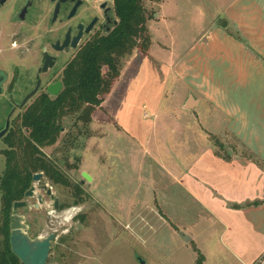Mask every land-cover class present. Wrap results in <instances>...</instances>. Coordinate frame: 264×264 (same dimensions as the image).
I'll use <instances>...</instances> for the list:
<instances>
[{
    "label": "rangeland",
    "instance_id": "374dc122",
    "mask_svg": "<svg viewBox=\"0 0 264 264\" xmlns=\"http://www.w3.org/2000/svg\"><path fill=\"white\" fill-rule=\"evenodd\" d=\"M263 4L264 0L143 1L147 51L134 49L119 60L120 75L88 125L65 116L60 139L42 149L68 185H54L45 175L40 184L64 207L54 211L45 199L43 208H35L33 197L23 200L26 207L15 212L24 219L30 238L55 235L46 264H198L199 259L202 264H241V253H247L248 264H264V243L255 244L244 234L246 239L241 229L233 232L234 238L223 234L224 227L199 210L191 190L176 184V172L170 168L181 162L180 172L189 174L192 156L205 152L211 142L218 150L219 144L236 148L231 135L211 136L223 123H215L206 104L197 116L189 117L179 109V101L189 94L202 99L264 95L261 71L251 77L253 69L249 74L238 46L228 40L237 39L236 26L228 24L225 31L223 25L233 15H261ZM4 31L8 34L0 33V73L5 82L0 129L10 110L11 117L23 112L15 109L34 85L39 67L36 52L29 53L23 40ZM220 40L228 44L224 55L216 48ZM239 73L247 74L248 81L241 84L239 79L236 90ZM69 137H75L74 144H69ZM5 148L1 138L0 178ZM83 172L92 181L87 182ZM236 220L241 222L239 215ZM242 239L245 243L237 247Z\"/></svg>",
    "mask_w": 264,
    "mask_h": 264
},
{
    "label": "crops",
    "instance_id": "0c3cea01",
    "mask_svg": "<svg viewBox=\"0 0 264 264\" xmlns=\"http://www.w3.org/2000/svg\"><path fill=\"white\" fill-rule=\"evenodd\" d=\"M258 13L261 15L252 14L243 18L233 15L223 24L226 25L225 31L229 26H236L238 32L231 30L237 33V39L228 40L233 46H238L242 61L249 66L246 69H253L252 73L249 72L251 77L257 70L264 76V9L261 8ZM260 19L261 22L255 24ZM219 42L222 45L216 43L217 51L224 55L223 50L228 44L222 40ZM205 51L207 52V48ZM244 64L243 70L247 66ZM239 79L241 84L244 81L246 83L248 75L239 73L238 79L235 80L236 90ZM253 79L250 78L251 81ZM260 95L262 96L202 99L189 94L186 100L179 101V109L189 117L197 116L201 104H206L207 113L214 116L215 123H223L211 136L219 138L228 134L235 138L237 144L236 148L219 144V150L216 143L207 144L205 152L192 156V161L187 164V175L180 172L183 167L181 162L170 165L176 172L172 174L176 184L181 189L191 190L199 210L211 218L214 217L213 220L224 227L223 234L234 238L233 232L238 233L241 229L243 237L244 234L247 238L253 237L255 244L264 243V95ZM152 129L155 130V125ZM222 152H225V155ZM177 174L179 176H176ZM238 215L241 222L236 220ZM232 223H235L236 227ZM240 242L245 243L242 239L235 245L239 247ZM248 244L251 242L247 241L246 245ZM227 248L232 251L230 246ZM232 254L238 255L233 251ZM238 261L248 264L247 253L238 255Z\"/></svg>",
    "mask_w": 264,
    "mask_h": 264
},
{
    "label": "trees",
    "instance_id": "16d2710c",
    "mask_svg": "<svg viewBox=\"0 0 264 264\" xmlns=\"http://www.w3.org/2000/svg\"><path fill=\"white\" fill-rule=\"evenodd\" d=\"M143 1L118 2L117 27L67 64L63 71L64 88L58 96L41 95L12 119V126L3 137L6 148L2 152L5 167L0 178V264H22L11 252L9 219L12 204L24 200L33 176L43 173L54 185H68L64 174L42 153L43 148L60 139L63 118L71 116L88 125L94 109L101 105L102 97L120 75L119 60L134 49L147 51L149 35ZM68 139L69 144H74L75 137ZM75 189L79 196L81 190ZM198 264H202L200 259Z\"/></svg>",
    "mask_w": 264,
    "mask_h": 264
},
{
    "label": "flooded vegetation",
    "instance_id": "af4514ba",
    "mask_svg": "<svg viewBox=\"0 0 264 264\" xmlns=\"http://www.w3.org/2000/svg\"><path fill=\"white\" fill-rule=\"evenodd\" d=\"M121 1L0 0V33L4 35L7 33L4 30L7 29L15 37V40L24 41L25 49L29 53L36 52L34 55L39 67L33 80L34 85L24 93L22 99L35 90L37 83L40 85L32 97L33 99L44 94L52 98L58 96L64 88V83H62L63 71L67 64L74 62L88 46H91L96 40L110 35L117 27L119 18L116 5ZM15 45L17 44L14 41L13 46ZM44 64L47 66L45 72H43ZM3 78L0 73V92L3 91L1 86L5 83ZM58 84L60 88L57 89ZM11 92L12 89L10 94ZM51 92L56 94L51 95ZM23 108L17 107L15 110H23ZM13 112L10 110L4 126L0 129V132L4 130L6 122L9 120V126L1 138L12 126V119L15 117H11ZM40 174L43 177L44 174ZM40 180L37 182L36 188L33 186V182L31 184L35 190L40 188L41 191L39 192L43 196V204L41 205L37 204V195L34 196L35 205H38L37 208H43L46 199V207L50 208L49 205L53 202L46 190L42 189L46 185L44 183L41 185ZM56 199L60 209L61 203L57 197ZM15 212L12 210L11 215Z\"/></svg>",
    "mask_w": 264,
    "mask_h": 264
},
{
    "label": "water",
    "instance_id": "95a60500",
    "mask_svg": "<svg viewBox=\"0 0 264 264\" xmlns=\"http://www.w3.org/2000/svg\"><path fill=\"white\" fill-rule=\"evenodd\" d=\"M47 71V66L44 64L43 72ZM37 87L34 91L29 93L27 96L23 98L21 101V104L18 106L19 108H23V106L27 103L29 99H31L37 92L39 88V83H37ZM57 89L60 88L59 84L56 87ZM56 93H52L51 95H55ZM9 126V120L6 122V126L4 130L0 132V139L3 136V134L6 132L7 128ZM83 178L90 182L91 178L83 172L82 174ZM42 178V174H35L33 176V183L39 182V180ZM44 190H46L47 195L50 197V200L53 202V204L49 205V207L52 210L57 211L59 209L58 207V200L56 199L55 195L53 194L52 190L50 188H47V186H43ZM37 190V192H36ZM35 190L34 187H31L28 189V191L25 194V199L27 198H33L35 195H37V201L39 205L43 204V196L39 191L40 188H37ZM27 203L25 201L20 202H14L12 204V210L16 211L18 209L26 207ZM35 208L38 207V205H34ZM10 235H9V244L11 247L12 254L22 263V264H46L47 263V257L51 249V242L54 240L55 235L49 234L45 238H35L31 239L27 232V226L24 224V219L17 214H12L10 217Z\"/></svg>",
    "mask_w": 264,
    "mask_h": 264
}]
</instances>
